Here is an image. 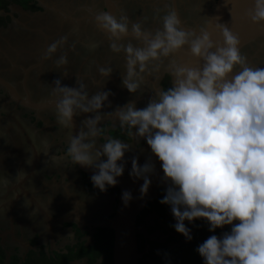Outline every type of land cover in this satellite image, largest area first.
Listing matches in <instances>:
<instances>
[{"label":"clouds","instance_id":"clouds-1","mask_svg":"<svg viewBox=\"0 0 264 264\" xmlns=\"http://www.w3.org/2000/svg\"><path fill=\"white\" fill-rule=\"evenodd\" d=\"M247 16L252 24L264 25V0H252ZM159 19L160 27L153 31L144 26L146 18L133 22L123 13L117 17L103 10L91 15L109 51L124 56L121 86L131 96L140 97L145 78H156L165 61L171 86L149 95L143 107L133 99L105 112L110 90L90 96L80 79L75 78V87L55 79L48 102L58 126L71 131L64 153L50 160L91 169L93 189L105 193L123 175L133 143L143 141L160 164L166 187L159 203L169 207L174 231L191 241L187 225L200 220L213 233L195 249L202 264H264V67L249 64L239 37L223 24H218L223 41L218 46L206 27L186 29L172 6ZM74 34L75 29L52 42L41 59L51 60L57 70L66 68L64 49L74 50L75 41H68ZM98 46L86 45L89 52ZM185 49L198 66L181 63L177 54ZM97 71L104 80L113 73L111 67ZM79 116L85 118L74 134ZM108 118L127 130L129 142L101 137ZM130 163V178L143 181V198L155 165L151 158L139 165L135 156ZM121 199L126 207L131 193L124 191ZM226 226L229 231L214 234Z\"/></svg>","mask_w":264,"mask_h":264},{"label":"flooded vegetation","instance_id":"flooded-vegetation-1","mask_svg":"<svg viewBox=\"0 0 264 264\" xmlns=\"http://www.w3.org/2000/svg\"><path fill=\"white\" fill-rule=\"evenodd\" d=\"M7 2L8 5L4 10L0 8V17H5L4 22L0 24V78L9 83L21 99H25L27 93L33 103L49 101L52 82L55 79H60L62 85L69 87H75V78L80 79L85 83L90 96L94 92L111 91L110 107L102 109L110 112L133 99L137 107L144 106L149 95L163 87L161 84L166 76L169 77L171 85V76L166 68L168 62L165 61L156 78L151 76L145 78L140 97L131 96L121 86L124 56L122 54L113 55L109 51L106 36L94 27L91 15L98 10L107 11L106 8H108L111 14L119 17L123 13L133 22H144L146 18L144 26L155 31L160 27V16L169 6H172L176 9L185 28L198 30L204 26L213 0H171V5L169 0H134L126 4L117 0H20V4L14 0H7ZM127 8L130 10L125 11ZM138 16L139 19H137ZM73 29H75V34L69 35L68 41L72 43L74 40L75 48L68 50L67 46L65 47L67 67L57 70L51 60L45 61L41 57L52 42L67 35ZM130 39L126 38L123 43H128ZM90 42H96L99 45L93 52H89L86 47ZM240 51L251 66L264 67V33L248 42ZM59 55L58 51L56 56ZM54 59L56 57H53ZM107 67H111L113 73L108 80H104L99 76L97 69ZM84 118V116L76 117L78 125ZM1 119L8 120L9 125L16 127L15 131L11 132L12 130H5L0 126L1 264H8L14 258L20 262H26L30 253L36 254L37 257L45 249L46 256H52L55 253L66 254L70 248L76 249L81 243L84 247L91 246L97 229H109L104 226L85 225L78 218L82 217L83 213H89L88 218L99 216L100 213L104 214L105 210L93 206L92 202L104 204L105 194L109 192L106 197L108 198L107 206L110 207L108 219H111L118 190L113 187L105 193H100L92 188L90 178L81 174L77 167L64 163L57 166L49 165L46 156L40 157L42 162L35 169L33 178L26 177V167L22 168L20 173L9 170V166L12 167L11 164H1L2 159H5V155L2 154H5L6 142L14 139L26 153L25 140L27 137L32 138V143L35 145L37 143L36 146L41 150L46 147L45 141L48 147L49 139H54L56 144H60L57 151L62 155L71 130L61 129L58 126L53 108L40 111L24 108L13 101L5 89L0 86ZM14 119H22L26 125L23 122H14ZM21 124L25 129L20 127ZM106 129L118 133L122 130L124 134L128 133L111 118L106 119L101 125V133L104 134L102 136H108L104 132ZM128 138L131 140L130 136ZM133 148L134 153L138 154V164L143 165L145 153L150 154L149 148L143 141L135 143ZM133 157L134 155L125 154V170L128 172L131 169L130 161ZM64 171H66L65 176L68 180L74 178L82 185L80 191L68 189L71 197L62 187H56ZM161 194L159 188L157 197L151 202L159 199ZM73 201L76 202L77 209ZM146 206L137 217L138 251L142 244L144 246L143 250L139 251L141 254L139 261L149 251L154 252L156 256L161 253L158 248L152 249L148 243L166 244L168 250L177 248L175 243L170 242L171 238L178 237L172 227L175 220L171 213L168 219L160 220L155 211L143 214ZM42 207L45 208L44 212L41 211ZM83 217L85 219L86 215ZM48 219L50 224L47 223ZM52 242L53 246L56 243L57 249H51ZM187 242L183 236H179L181 245ZM17 248L22 257L10 256ZM53 251L54 253L49 254ZM7 252H9L8 255ZM161 260L163 261V258ZM88 261L85 256L71 260L69 264H82V262L89 264ZM100 262L101 258L94 264H100Z\"/></svg>","mask_w":264,"mask_h":264},{"label":"water","instance_id":"water-1","mask_svg":"<svg viewBox=\"0 0 264 264\" xmlns=\"http://www.w3.org/2000/svg\"><path fill=\"white\" fill-rule=\"evenodd\" d=\"M251 7L252 0H213L211 9L208 12L207 20L203 27L207 28L214 45L222 46L223 44L218 28L219 23L227 26L239 37L240 49L248 42L264 33V27L259 30H254L252 28L253 24L247 16ZM106 10L109 12L108 8H106ZM186 29L197 30L191 28ZM177 56L181 63L186 66L196 67L199 65V62L190 56L187 49L178 53ZM0 86L5 89L13 101L24 108L35 111L53 108L48 101L43 103H33L27 93L25 94V99H21V97L15 92L14 88L2 78H0ZM78 127L79 125L75 117L73 129L74 134L78 130ZM151 159L155 165V174L150 177L151 184L146 196L141 198L139 192V188L143 181L130 178L128 170H124L123 175L118 178L117 185L114 187L118 190L115 200V209L108 224L104 226L113 233L111 251L112 264H138L139 259L141 258V254L138 251L139 231L137 217L144 206L151 202L153 198L157 197V190L159 188L165 189L166 187L160 179L163 173L160 169L159 162L156 161L155 157H151ZM77 169L86 178H90L92 175L91 169L80 167H77ZM124 191L130 192L132 196L131 201L126 207L121 199V194ZM228 229L227 226L223 229H219L220 235Z\"/></svg>","mask_w":264,"mask_h":264},{"label":"trees","instance_id":"trees-1","mask_svg":"<svg viewBox=\"0 0 264 264\" xmlns=\"http://www.w3.org/2000/svg\"><path fill=\"white\" fill-rule=\"evenodd\" d=\"M2 5L0 4V8L4 10L5 6L8 5L7 0H0ZM16 1V0H15ZM5 2V3H3ZM17 3V2H16ZM25 4V2H23ZM28 8V6H27ZM5 17H0V24L3 23ZM164 85L167 87L171 86L169 77H165ZM130 140V139H127ZM93 188V187H92ZM164 188H160V192L162 193L160 198L154 200L151 203H148L146 206V210H144L143 214H147L151 211L157 210L159 219H168L170 215V209L166 205H161L159 200L164 195ZM117 192V190H116ZM187 225V222H186ZM193 232L192 240L188 241L186 244L181 245L179 243V234L177 233V238H171V243H175L177 248L172 250H168V245L158 244V243H148L152 249L158 248L161 253L156 256L154 252L149 251L147 254L143 255L142 259L138 262V264H202L200 256L195 251L196 247L202 243L209 235L213 233H209L207 230V224L203 221L197 220L192 225H187ZM214 234L217 236L220 235V230L218 229ZM112 241L113 234L110 230L97 229L95 234L93 235V243L91 246L84 247L81 243L79 247L70 248L66 254L55 253L52 256H46L45 254H40L37 257L28 258L25 264H69L71 260L80 257H87L89 264H94L98 259L101 258L100 264H112L111 259V250H112ZM143 244L140 246L139 251L143 250ZM163 258V261L161 260ZM30 260V261H28ZM1 262V260H0ZM18 259H12L8 264H18ZM21 264V263H20Z\"/></svg>","mask_w":264,"mask_h":264},{"label":"crops","instance_id":"crops-1","mask_svg":"<svg viewBox=\"0 0 264 264\" xmlns=\"http://www.w3.org/2000/svg\"><path fill=\"white\" fill-rule=\"evenodd\" d=\"M34 134H36V136H38V134L36 132H34ZM54 141H55L54 139H51V140L49 139V146L45 147V149L41 150L40 147L36 146L37 143H36V145L34 143H32V138L29 139V137H27L25 140V150H27V152L24 153L23 155H21V157H19V159L13 161L14 163L11 164L12 167L9 166V170H12L13 172L20 173L23 170L22 166L24 165V167H26V177H32L33 178L35 169H37L38 166L40 165V163L42 162V160L40 159L41 156L42 157L46 156L47 163L49 165H51L52 162L50 160V157L53 155H56V156L61 155L59 153V151H57V147L60 144H56ZM55 146H56V148H55ZM53 147L55 149H53ZM49 148H50V150H49ZM9 149L11 150V147H9ZM12 152L13 151H10V153H12ZM2 155L4 156L5 154H2ZM55 166H57V165H55ZM57 170L59 171L58 173L60 174L59 168H57ZM65 175H66V171H64V173L61 174V177H60L59 182L56 185V187L57 186L62 187L67 192V195L71 197V193L68 192V189H71V190L76 189L73 191H78L79 189L81 190L82 185H81L80 181H77L74 178H72L71 180H68ZM107 194H109V192H107ZM107 194H105L104 204H102V203L98 204L96 202H92L93 206L100 208V209L103 208L105 210L104 214L100 213L99 216H94V217L88 218L89 213H87V214L83 213V216L86 215V218L83 219L84 217L80 216L78 218V220H80L83 224L88 225V226H105V225H107L108 224L107 219H108V216L110 213L109 212L110 207L107 206V199H108L106 197V196H108ZM109 197L114 199V197H112L110 195H109ZM73 204H74L75 209H77L76 208V206H77L76 202L73 201ZM47 223L50 224L49 219H48Z\"/></svg>","mask_w":264,"mask_h":264},{"label":"rangeland","instance_id":"rangeland-1","mask_svg":"<svg viewBox=\"0 0 264 264\" xmlns=\"http://www.w3.org/2000/svg\"><path fill=\"white\" fill-rule=\"evenodd\" d=\"M15 1V0H14ZM54 1H56V0H54ZM117 1H119L120 3L122 2H124V4H126V3H128V2H134V0H117ZM15 2H17V4L19 3H21L20 2V0H16ZM3 3H5V2H3ZM0 4L2 5V2L0 1ZM124 6V5H123ZM128 10H130V8H127V9H125V11H128ZM142 17V16H141ZM137 19H139V16L137 17ZM188 22V21H187ZM161 85H163V87L162 88H166V86L164 85V83H162ZM142 105V104H141ZM140 107H143V106H140ZM8 119V118H7ZM1 121H3V123L1 122ZM15 121H18V122H23V124H24V120H22V119H14V122ZM24 125H26V124H24ZM24 125H20V127H22V129H25L24 128ZM0 126L1 127H3V129H9V130H12L11 132H14L15 130H14V128H16L15 126H13V125H9V123H8V120H6L5 119V121H4V119H1L0 120ZM104 127V126H103ZM105 135H108V136H111L112 138H119V139H121V140H124V141H127V142H129L130 140H127V139H129L128 137H129V135H127V134H124V132L121 130L120 131V133H118V132H116V131H108V129H106L105 131ZM102 135H104V134H102L101 133V137L103 138L104 136H102ZM141 142V141H140ZM133 145H135V143H133ZM133 145H132V149H131V151L130 152H128V153H126V154H129V155H134L135 157H138V154L137 153H134L135 151L133 150L134 148H133ZM6 149H5V159L3 158L2 159V161H1V164H3V163H9V164H13L14 162L13 161H15V160H17V159H19V157H21V155H23L24 154V150H23V148H21V147H19L18 145H17V143H16V141H14V139H12L11 140V142H6ZM9 147H11V150L9 149ZM10 151H13L12 153H10ZM149 156H150V154L149 153H145V156H144V162L147 160V159H149ZM143 162V163H144ZM22 168H24V166H22ZM38 177V176H37ZM86 197H87V195H86ZM45 208H43L42 207V209H41V211H45L44 210ZM145 210H146V208H145ZM158 211H159V209L157 208V210H155V212L158 214ZM110 219H108L107 221H109ZM20 243V242H19ZM24 243V242H23ZM9 244V243H8ZM46 248H47V245H46ZM58 248V246L56 245V243H55V246H53V242H52V248L51 249H57ZM49 249V248H48ZM44 250V249H43ZM14 251H15V253H11V255L10 256H20V257H22L21 255H19V253H20V251H19V248H17V249H14ZM45 251H46V249H45ZM45 251L44 252H42V253H44L45 254ZM51 253H54V251L53 252H50L49 254H51ZM9 254V252H7V255ZM6 255V254H5ZM36 254H34V253H30V255L28 256V258H33V257H36L35 256ZM46 255V254H45ZM28 261H30V260H28ZM24 264L25 263V261H23V262H18V264ZM82 264H83V262H82Z\"/></svg>","mask_w":264,"mask_h":264},{"label":"bare ground","instance_id":"bare-ground-1","mask_svg":"<svg viewBox=\"0 0 264 264\" xmlns=\"http://www.w3.org/2000/svg\"><path fill=\"white\" fill-rule=\"evenodd\" d=\"M252 28L254 29V30H259V29H263V27H261V25L260 26H258V25H252Z\"/></svg>","mask_w":264,"mask_h":264}]
</instances>
